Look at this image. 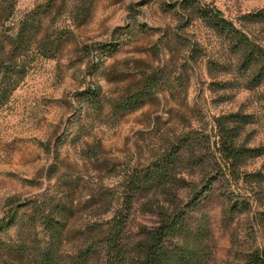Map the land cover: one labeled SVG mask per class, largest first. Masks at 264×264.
Instances as JSON below:
<instances>
[{"label": "rangeland", "instance_id": "rangeland-1", "mask_svg": "<svg viewBox=\"0 0 264 264\" xmlns=\"http://www.w3.org/2000/svg\"><path fill=\"white\" fill-rule=\"evenodd\" d=\"M200 6L217 8L264 44V25L243 20L263 9L264 0L15 1L6 28L31 22L37 13L38 38L61 30V46L44 56L33 42L23 76L0 104V224L17 212L14 223L0 229V264H48L47 255L49 264H61V225L55 232L44 227L39 206L61 204L66 182L78 181L70 197L76 212L65 232L67 243L79 241L88 223L112 216L130 172L154 161L181 134L204 145L200 159L177 178H187L184 199L203 193L195 216L209 221L210 263L239 264L244 252L264 245L258 221L264 183H219L228 177L213 145L216 117L248 116L241 141L259 152L239 172L264 173V82L253 85L239 75L219 37L196 17ZM152 73L161 81L150 100L134 111L113 109ZM93 89L101 107L87 97ZM96 159L106 163L104 170ZM210 182V191H203ZM101 186L111 190L106 204L85 207ZM142 196L130 212L129 242L157 220V197Z\"/></svg>", "mask_w": 264, "mask_h": 264}, {"label": "trees", "instance_id": "trees-1", "mask_svg": "<svg viewBox=\"0 0 264 264\" xmlns=\"http://www.w3.org/2000/svg\"><path fill=\"white\" fill-rule=\"evenodd\" d=\"M15 1L0 0V104L9 98L23 76L27 53L33 42L44 56L51 55L61 46V30H56L58 32L52 35L45 33L38 38L33 26L37 13L31 15V22L25 18L17 22L16 26L6 28L4 22L13 12ZM194 11L196 17L219 37L225 49L233 56L239 75L246 77L253 85L263 83L264 44L261 40L237 26L215 7L200 6ZM243 20L264 25V8L243 16ZM160 81L161 77L156 73L145 76L134 91H128L113 105V109L122 112L139 109L154 96ZM86 94L95 106L101 107L99 90H89ZM247 118L244 114L231 113L214 120L217 139L213 145L225 171L224 176L228 177L217 178L219 183L225 180L237 183L240 179L245 182L252 180L257 185L264 183V173L239 172L245 161L257 156L259 152L241 141L242 127ZM175 141V146L169 144L154 161L130 172L124 181L127 190L122 191V195L117 198L112 216L108 219L98 217L88 223L84 231L80 230L85 235L82 234L79 241L70 240L67 243L70 234L65 232L76 212L70 197L74 188L79 186L78 181L66 182L69 185L68 195L66 199L61 198V204L47 208L39 206L44 227L55 232L61 225V264H211L209 221L195 216L199 212L203 193L184 199L181 193L186 187L187 178H177L185 165L200 159L201 147L204 145L189 134H181ZM95 161L98 169L106 168V163L98 159ZM211 184L203 191H210ZM110 192L102 186L97 187L85 200L84 206L93 209L105 205V196ZM149 194L157 197V220L153 226L143 227L139 240L129 242L125 234L130 212L142 195ZM258 199L261 198L256 201ZM245 200L250 203L248 199ZM258 214L259 225L264 227V207ZM16 215L15 211L3 219L0 229L10 227ZM43 259L50 263L48 255ZM239 264H264V245L244 252Z\"/></svg>", "mask_w": 264, "mask_h": 264}]
</instances>
